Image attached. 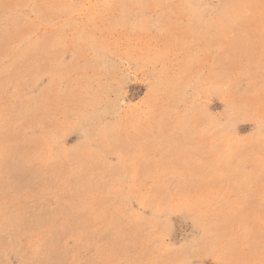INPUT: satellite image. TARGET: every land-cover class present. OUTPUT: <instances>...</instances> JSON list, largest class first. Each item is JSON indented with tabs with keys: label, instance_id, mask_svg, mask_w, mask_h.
<instances>
[{
	"label": "rangeland",
	"instance_id": "1",
	"mask_svg": "<svg viewBox=\"0 0 264 264\" xmlns=\"http://www.w3.org/2000/svg\"><path fill=\"white\" fill-rule=\"evenodd\" d=\"M0 264H264V0H0Z\"/></svg>",
	"mask_w": 264,
	"mask_h": 264
}]
</instances>
